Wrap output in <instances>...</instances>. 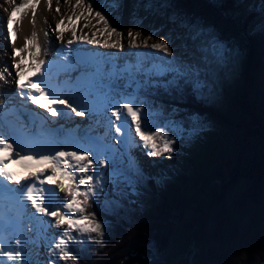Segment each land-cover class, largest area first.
Returning <instances> with one entry per match:
<instances>
[{"label": "rangeland", "instance_id": "obj_1", "mask_svg": "<svg viewBox=\"0 0 264 264\" xmlns=\"http://www.w3.org/2000/svg\"><path fill=\"white\" fill-rule=\"evenodd\" d=\"M119 1L124 4L127 0H115V3L118 4ZM135 1V13L146 14L144 18L152 19L159 18L158 13L162 11L163 17L170 24L180 28L181 32L186 30L187 35L189 33L194 36L198 28L211 29L203 19H194L189 12L182 11L171 0ZM255 9L259 16L249 27L250 34L259 33L253 32V28L264 16V0H244L234 8L238 13ZM213 31L218 37L217 31ZM194 40H202L205 44L198 48V51L207 57V63L204 59L199 68L206 71L210 81L211 74L215 75L212 91L205 89L204 95L200 96V100H206L205 108L198 109L204 112L212 123L204 122L198 116L181 115V112L168 113L163 106L165 104L159 107L156 105L157 101L151 98L158 94L156 84L166 83L171 78L170 75H160V78L154 80L155 76L150 72L151 78H142L139 83L134 74L129 79L133 88H137L134 101L143 109L140 113L141 130L162 131L165 137L172 141L173 148L172 152L160 156L149 155L150 149L144 146L143 140L136 132L135 122L131 121V133L138 152L135 153L136 156L131 154V159L136 165L137 179L142 180V183L136 184L145 194L149 193V185L142 178L141 171L157 179L159 184L170 180L181 181L175 197V208L178 215L186 219L187 223L183 226L190 225L173 239L164 253H158L157 247H153L152 260L156 264H189L201 250L209 259L211 255L229 253L236 264H264V38L255 49L258 60L262 62L255 68L250 67L246 54L240 48L227 42L223 43L229 49L235 48L238 54L229 57L223 65H218L210 49L202 50L208 48V37L200 36ZM88 46L107 49L102 45ZM117 61L121 64L122 59ZM13 64L14 62H11L7 67L11 68ZM138 70L135 69L136 73ZM138 73L140 74L141 70ZM119 80L114 84L117 89H121L122 84L128 81L124 76ZM161 87L166 88L165 85ZM242 99L245 101L244 109ZM165 117H171L173 120L164 123ZM112 140H116V135L112 136ZM156 142L159 143V140ZM97 154L100 159L103 153H96V160ZM136 161L142 167L138 166ZM129 168L122 170L123 167L119 173L113 175L111 183L105 186L101 194H95L94 197L103 203L101 206L113 207L114 210L116 206L111 201L119 202V199H123L126 203L131 191H134V195H140L129 186L135 181ZM51 179L55 184L63 183L58 174L54 177L51 174ZM163 186L164 184L161 185ZM64 188H68V185L65 184ZM85 188L86 186H82L81 191ZM131 204L134 205V211H140V204ZM223 210H231L234 213V216L229 218V227L235 237L232 240L229 238V241L223 236H218V220ZM57 211L64 214L59 209ZM75 215L78 217L80 214ZM64 226L65 229L62 228L60 234L67 230V225L62 227ZM70 231L74 239L68 243L87 242L88 237H93L94 240L104 238L102 230L100 233H92V236L74 229ZM190 234L194 236V240L192 238L191 245L186 246V238ZM52 237L50 239L53 241ZM56 240L58 241L57 238ZM55 244L47 245L50 264H62L63 252L56 249Z\"/></svg>", "mask_w": 264, "mask_h": 264}, {"label": "bare ground", "instance_id": "obj_2", "mask_svg": "<svg viewBox=\"0 0 264 264\" xmlns=\"http://www.w3.org/2000/svg\"><path fill=\"white\" fill-rule=\"evenodd\" d=\"M23 2L24 0H7L6 3V0H0V67H6L12 74L7 77L8 83L0 81V110L8 100L15 101L17 97L18 89L13 83L17 72L14 67L15 63H20L23 72L27 69L26 67L35 68L39 61H44V64L49 61H60L63 66L65 65L62 74L66 78L72 77L71 82L75 87V92L81 96V101L79 100V103L74 105L78 106L77 111H85V115L77 116L74 113L73 116L66 118L67 127L73 129L72 134L67 135L64 131H56L57 126H55L54 132H49L47 138L49 141L63 145L66 151H77L79 147L90 149L89 156L93 159V164L86 174H96L94 183L97 184L96 194L99 195L105 186L111 183L113 175L119 173L123 167L122 170L129 168L130 154L138 153L131 133L132 120L127 116L126 110L119 111L120 120H116L112 115L116 105L127 103L130 100L133 102L132 106L137 107L134 101L137 88H133L129 80L131 75L134 74L139 81L142 78L149 79L150 72L174 57H179L186 63L194 62L200 67L204 63V55L198 51V48L205 44L202 40L195 41L194 36L189 33L187 35L186 30L181 32L180 28L170 24L163 17L162 11L158 13L159 18L152 19L144 18L146 14L135 13V0L125 1L127 8L122 1L118 2L119 7L113 8L115 0H81L80 7H76L77 0H51V8H49L48 0H39L35 8V16L30 8L22 13H16L15 23L12 25L15 31L9 33L7 20L12 10ZM89 4H91L90 12L86 11ZM57 7H59V12L56 10ZM96 12H100L108 21V31L116 28V32L112 33L110 38L108 31L105 30L104 21L96 16ZM61 21L63 23H60ZM57 24L60 25L59 29H57ZM61 31H63V42L58 38ZM73 31L76 32L75 37L72 36ZM129 32L134 35L140 33V36L135 39L136 47L130 45ZM84 36L99 41L94 45H102L110 51L88 46L90 43L82 39ZM69 39L74 41L70 48L67 47ZM29 40L33 43H27ZM145 40H147V45L144 44ZM162 41L168 45V53L151 47ZM116 42L122 44L123 47L105 46V43ZM36 45L39 46L38 53ZM61 45L64 46V50H61ZM75 45L94 47L104 53L99 57L103 60L102 76L95 75L94 77L89 74L90 70H85V73L80 75L81 70L69 62V53ZM25 47L26 51L18 55L14 52V49ZM119 59H122L120 66H115L114 62ZM11 62L14 64L8 68L7 65ZM134 65L141 70L140 74L136 73ZM123 76L128 81L122 84L121 89H117L114 84ZM58 120L56 118V121ZM117 127H120V132L116 131ZM113 135H116V140H112ZM96 153H103L100 159L106 160L107 164H99L95 159ZM57 172L63 183L55 184L53 181L49 183L51 171L45 174L44 180L48 189L44 192V204L50 205L49 211L60 208L65 215H69L68 210L62 205L70 201L67 199L70 196L66 188L65 191H60L59 186L75 184L79 175L75 180L69 181L59 171ZM82 186L84 187L81 185L80 188ZM35 214L36 216L27 228L26 255L31 264H50L51 258L47 253L46 244L49 242V236L56 235L57 229H52L50 226L51 216H44L38 212Z\"/></svg>", "mask_w": 264, "mask_h": 264}, {"label": "trees", "instance_id": "obj_3", "mask_svg": "<svg viewBox=\"0 0 264 264\" xmlns=\"http://www.w3.org/2000/svg\"><path fill=\"white\" fill-rule=\"evenodd\" d=\"M243 1L171 0L182 11L189 12L194 19H203L207 27L217 31L220 41L240 48L246 54L250 67L255 68L262 63L258 60L255 49L262 42L264 35L260 32L249 33L251 23L255 22L259 16L256 9L240 13L234 11V8ZM160 90L156 98L158 107L165 104L163 106L168 113L181 112V115L198 116L204 122L212 123L204 112L198 110L205 108L206 100H200V96L194 95L190 86H183L182 89L172 87L171 90L166 91V88ZM244 102L242 99L243 109ZM170 120L173 119L165 117L164 123ZM146 180L151 195L148 192L141 193V189L136 185L135 188L140 195H134L133 191L129 192L128 202L125 203L122 200L121 203H113L116 206L114 210L101 207L92 197L88 200L85 205L86 215L94 214L96 222L101 224L104 240H94L90 237L87 242L72 244L69 249L70 258L66 259L67 264H156L152 260L151 249L156 246L158 253H164L173 239L181 235L190 225L183 226L187 223L186 219L180 217L175 208V197L181 181L170 180L159 184L155 178ZM162 184H164L163 187H161ZM131 202L140 204L139 212L132 209L134 205ZM231 216H234L231 210H223L219 215L218 236L225 237L226 241L235 237L229 227ZM193 226L195 227L196 224ZM192 238L194 240L192 234L186 238V246L191 245ZM189 264L236 263L229 253L211 255L209 259L200 250L199 255L195 260H190Z\"/></svg>", "mask_w": 264, "mask_h": 264}, {"label": "snow or ice", "instance_id": "obj_4", "mask_svg": "<svg viewBox=\"0 0 264 264\" xmlns=\"http://www.w3.org/2000/svg\"><path fill=\"white\" fill-rule=\"evenodd\" d=\"M7 3V0H6ZM39 0H24L19 6L15 7L12 10L11 15L9 16L7 23L9 25L8 32L14 33L15 29L12 25L15 23L16 13H22L25 9H32L33 16H35V8ZM49 8H51V0H48ZM81 0H77L76 7H80ZM113 8L119 7L118 4L113 3ZM57 12H59V7H57ZM86 11H91V4L87 5ZM96 16L99 17L100 20L104 21L105 30L108 31V21L105 19L100 12H96ZM60 23H63L61 21ZM60 25L57 24V29H59ZM259 31L262 35H264V16H262L260 23L253 28V32ZM116 32V28H111L108 31L109 38L112 33ZM35 36V33H33ZM72 36H76V32H72ZM128 36L131 38L130 45L132 47H136L135 39L140 36V33L132 32L128 33ZM200 36L208 37V48L202 49L207 51L210 49L215 63L218 65H223L229 57L236 56L237 50L235 48L229 49L223 42L219 40V38L214 34V31L207 28H198L195 32L194 39ZM58 38L63 42V31L59 33ZM150 38V37H149ZM82 39L87 40L88 43L94 44L99 43V41L95 39H88V37L84 36ZM73 40L69 39L67 41V47H71L73 44ZM14 44V41H12ZM27 43H33L32 40H29ZM144 44L147 45V40L144 41ZM106 47L112 48H122L123 45L119 42L107 44ZM27 47V46H26ZM25 48L14 49V52L18 55L20 52L26 51ZM154 49L163 50L165 53H168V45L163 41L160 43H156L151 45ZM36 51L39 52V46L36 45ZM22 59V58H21ZM205 62L207 63V57H204ZM44 64V61H39L35 66V70L37 72L40 71L41 65ZM16 72V78L13 80V83L16 84L18 92L21 96H26L31 103L37 104L42 108H45L48 113H51L52 116H57L59 113L57 111V107L53 105H64L67 108L71 109V112L75 113L77 116H84L85 111H77L76 107H73L72 104L68 103L65 99H57L58 93L53 89L49 88V91H45V87H49L47 82L43 79L34 82L30 77L28 81L23 84L18 83V79L21 75H23V70L21 69L20 63L17 62L14 64ZM154 75H170V79L167 80L165 87L172 86L177 89H182L183 86H190L191 91L194 95L201 96L204 95V90L207 89L209 92L213 89V84L215 83V75L211 74V81L207 78L208 74L204 69L199 68L195 64H190L182 61L179 57H174L170 61H165L161 66L154 69ZM11 72L8 71L6 67H0V81L4 83H8L7 77L11 76ZM183 82V84H181ZM44 84L45 87H41ZM53 97V98H50ZM132 101L130 100L127 103L118 104L115 106L112 115L115 116L116 120H120V115L118 114L121 109L126 110L127 116L131 118L132 121L135 122L136 132L140 135L141 139L144 142V146L150 149L149 155L152 156H160L163 153H170L173 151L172 141L167 139L162 131L156 132H146L141 130V118L140 113L143 111L140 107H133ZM195 123V121H194ZM120 127L116 128L117 132H120ZM159 140V143L156 141ZM12 144L9 143L7 139L4 138L2 134H0V153H8L12 151ZM90 149L79 147L77 151H61L55 150L50 155L39 153V161L42 163H48L52 166V175L54 176L57 171H59L66 179L69 181L75 180L79 175V179L75 184H70L67 191L70 196V201L64 203L62 205L63 208L68 210L69 215L61 214L57 210L49 211V206L44 204L45 196L44 189L42 187H37L36 183H32L31 185L25 186V188L21 191V199L31 201V207L35 208L36 212L43 214L44 216L55 217V225L57 227L67 225V230L60 234L59 241L55 244L56 249H59L63 252V259L70 258V253L66 251L67 241H71L74 239L70 230H76L82 234H91V233H100L101 232V224L96 222L94 214L92 216L84 214L85 205L88 200L95 196L97 184L94 183V175H87L86 173L90 169L93 164V159L89 156ZM20 160L25 159L24 156H21L19 152L16 153ZM29 159L31 157H28ZM9 159L7 156H0V178L4 181H11L13 183L19 184L20 180L15 178V174L7 170L6 160ZM97 162L99 164H107L106 160H101L98 158L97 154ZM25 180L29 179L28 177L24 178ZM36 180L43 184L44 181L40 179V175L36 176ZM52 180L49 177V183ZM86 186L85 190L81 191L80 186ZM60 191H65L63 185L59 186ZM82 197L83 199H79ZM75 214H80L78 217ZM13 231L18 230L17 225L12 226ZM20 238L17 236L15 239L16 244H20ZM22 250H12L10 247H6V245L0 241V257L6 258L7 261H14L16 264H20Z\"/></svg>", "mask_w": 264, "mask_h": 264}]
</instances>
